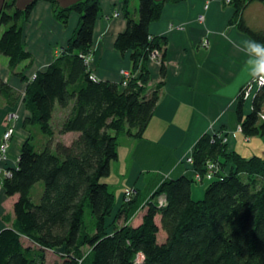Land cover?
Segmentation results:
<instances>
[{
	"label": "trees",
	"instance_id": "1",
	"mask_svg": "<svg viewBox=\"0 0 264 264\" xmlns=\"http://www.w3.org/2000/svg\"><path fill=\"white\" fill-rule=\"evenodd\" d=\"M38 1L51 5L62 26L72 12L79 21L61 53L28 79L24 72L33 60L25 48L23 27L33 6L20 12L15 0H6L0 13V26L7 27L0 36V55L8 58L11 74L26 84L25 127L37 126L48 137L38 150L30 133L16 164L4 175V194L16 199L12 214L1 216L0 264H48V253L58 258L53 264H135L139 255L140 264H264V152L246 158L228 149L219 133L201 136L191 155L193 169L202 174L211 160L220 171L200 200L192 198L196 180L185 176L166 178L143 197L135 193L127 202L122 195L120 203L105 181L118 156V138H141L154 113L162 81L147 89V62L153 51L161 53L163 41L149 34V25L159 19L163 4L174 0H138V19L129 11L130 0L122 1L127 23L115 48L131 52L133 72H138L125 86L123 81L96 80L88 67L100 0H84L65 10L54 0ZM252 1H230L233 21L239 31L264 43V32L251 30L242 17ZM166 70L162 55L161 78ZM244 90L236 109L241 133L245 138H263L264 83L254 89L246 115ZM0 94L11 107L21 96L1 81ZM56 105L68 109L58 134L77 133L68 145L54 138L51 119ZM40 182L42 196L35 204L31 190ZM159 196L166 198L164 206H158ZM87 208L95 220L92 234L84 222ZM139 210H144L141 223L129 224ZM160 229L166 234L161 243Z\"/></svg>",
	"mask_w": 264,
	"mask_h": 264
},
{
	"label": "crops",
	"instance_id": "2",
	"mask_svg": "<svg viewBox=\"0 0 264 264\" xmlns=\"http://www.w3.org/2000/svg\"><path fill=\"white\" fill-rule=\"evenodd\" d=\"M122 1L100 0L102 11L95 23L94 44L87 62L98 81L121 83L124 79L122 71L132 77L138 75L132 69L131 52L121 53L115 48V40L127 23ZM138 2L129 1V11L133 12L134 19H138ZM161 13L159 19L149 25V34L163 41L162 51L160 58H149L147 62L150 78L147 89L151 90L162 81L158 102L141 138L127 135L118 138V156L111 163L110 177L105 180L118 203L129 188L143 197L166 178L185 176L195 180V169L186 160L204 134L219 133L226 138L228 149L235 151L253 139L245 138L241 133L236 109L238 97L254 79L253 59L257 54L252 51L259 49L258 45L248 42L252 39L247 34L238 30L233 21V6L224 0H174L165 2ZM242 17L251 30L264 32V0L249 3ZM69 20L66 26H62L54 19L49 3L38 1L33 5L23 27L25 48L33 60L30 69L24 72L28 79L44 70L66 46L79 17L72 12ZM162 55L167 69L164 78L160 77ZM258 56L261 68L264 52ZM8 62L0 59V81L21 92L26 84L11 74ZM253 91L244 98L243 115L251 110ZM24 107L19 102L15 107L7 105L0 94V143L7 115L17 112L19 117L9 142L8 160H0V230L4 228L1 216L12 214L16 199L12 197L9 206L5 205L10 198L5 196L2 188V170L16 164L20 147L32 132L30 126L25 127L24 120L29 115ZM67 114L68 109L56 107L51 122L57 115L54 138L68 145L77 133L58 134ZM203 193H197V199L200 200ZM143 214L144 210H139L129 224L139 225Z\"/></svg>",
	"mask_w": 264,
	"mask_h": 264
},
{
	"label": "rangeland",
	"instance_id": "3",
	"mask_svg": "<svg viewBox=\"0 0 264 264\" xmlns=\"http://www.w3.org/2000/svg\"><path fill=\"white\" fill-rule=\"evenodd\" d=\"M7 1H10V0H7ZM224 1L226 2V0H224ZM6 28H7L6 26H0V36L2 35L4 29H6ZM2 58L5 59V61L8 60L7 57L0 55V59H2ZM23 67L24 66H21V65L18 66L16 68L15 72H19ZM20 95L21 96L17 102H19V105H22L23 101H24V97L26 96L25 95V89L20 92ZM56 107H58V105H56ZM58 109H63V108L58 107ZM57 111H59V110H57ZM13 113L18 114L17 112H13ZM26 119L24 120V123H25ZM57 123H58V118H57V115H55V119L53 120V123L51 122V125L55 130L57 129ZM30 128H32L31 134H33V139H34L33 143L35 144L37 149L40 150V148L47 143L48 137L43 135L42 133H40V131H39L40 129H38L37 126H30ZM10 140H12V139H10ZM263 144H264V137L263 138L255 137L250 142L246 143L245 145L238 147L237 152H239L240 154H242L246 158L251 157L253 155L254 156H263V152H264V145ZM0 145H1V143H0ZM7 160H8V158H7ZM2 161L4 162V160H2ZM6 171H7V169L2 170L4 175H5ZM107 179L108 178H106L105 180H107ZM208 183H209V181H205L203 183H197V182L193 183V186H192L193 199L196 198L195 200H199V199H197L198 198L197 193H199V192L202 193V191L205 190ZM42 190H43V184L41 182L37 183V185H35L33 187V189L31 190V195H32L31 199H32L33 203H35V204L38 203L40 196H42L41 195ZM134 194H135V191H134ZM8 201H9V203H7L8 205L5 204L6 206H9L12 199L10 198ZM89 210L90 209H88V208L85 209V214H84L85 220H84V222H85V226H86L87 231H89V233L92 234L95 232L94 231L95 230V222H94L95 220L92 219ZM165 238H166L165 232L160 229L159 235H158V242H160V243L163 242ZM55 261H58L57 256L53 253H48V262H49L48 264H53ZM141 261H142V256L139 255L136 257L135 264H140Z\"/></svg>",
	"mask_w": 264,
	"mask_h": 264
},
{
	"label": "built area",
	"instance_id": "4",
	"mask_svg": "<svg viewBox=\"0 0 264 264\" xmlns=\"http://www.w3.org/2000/svg\"><path fill=\"white\" fill-rule=\"evenodd\" d=\"M231 0H226L227 3H230ZM118 14H114V16H117ZM151 59H158L160 58V52L159 51H153L150 55ZM89 60V58H87V61ZM261 70H264V63L261 65ZM122 77H124L123 79V86L126 85V81L128 79H130L131 74L128 73L127 71H122L121 72ZM264 83V79H256L254 78L253 81L250 83V85H248L245 90H244V97H248L249 94H251V92L253 91L254 88L259 87L260 85H263ZM8 117L5 118V122L7 123L6 128L1 136V145H0V160H7V151L9 150V141L10 139H12L14 130L15 128V121L17 120L18 114L15 113H9L7 115ZM263 120H264V116H262ZM241 130V129H240ZM226 142V138L223 139V143ZM187 163L192 164V158L191 156L188 157V159L186 160ZM205 170L202 174L200 173H195V180H197L198 182H203L204 181H210L212 180L216 173L219 172V165L217 162H212L211 160L209 162L206 163L205 165ZM10 172L5 173V176H8ZM134 194V189L129 188L126 189L123 193V198L124 201L127 202L129 200H131L132 196ZM158 206H164L166 204V198L164 196H159L158 198Z\"/></svg>",
	"mask_w": 264,
	"mask_h": 264
},
{
	"label": "water",
	"instance_id": "5",
	"mask_svg": "<svg viewBox=\"0 0 264 264\" xmlns=\"http://www.w3.org/2000/svg\"><path fill=\"white\" fill-rule=\"evenodd\" d=\"M37 0H15V9L20 12L26 11L28 8H31ZM58 7L62 10L69 9L72 6L76 5L79 2H82L84 0H54ZM155 2L161 3L165 2L166 0H154ZM6 0H0V13L2 11V8L5 4Z\"/></svg>",
	"mask_w": 264,
	"mask_h": 264
},
{
	"label": "clouds",
	"instance_id": "6",
	"mask_svg": "<svg viewBox=\"0 0 264 264\" xmlns=\"http://www.w3.org/2000/svg\"><path fill=\"white\" fill-rule=\"evenodd\" d=\"M248 42H251L252 44L258 45V51L256 49H253L252 53L257 54L254 59H253V74H254V78L256 79H264V70H261V68L259 67V64L261 63V61L259 60V56L258 54L260 52H264V44H261L257 41L254 40H250Z\"/></svg>",
	"mask_w": 264,
	"mask_h": 264
}]
</instances>
